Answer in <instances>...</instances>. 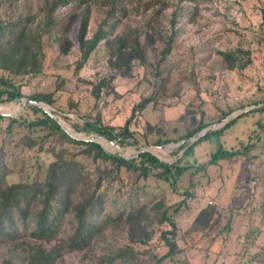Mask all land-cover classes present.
Masks as SVG:
<instances>
[{
	"label": "rangeland",
	"instance_id": "rangeland-1",
	"mask_svg": "<svg viewBox=\"0 0 264 264\" xmlns=\"http://www.w3.org/2000/svg\"><path fill=\"white\" fill-rule=\"evenodd\" d=\"M50 2L0 0V77L9 80L22 94L19 104H0V111L14 114L0 118V184L4 187L24 183L43 190L45 172L57 154L65 150L63 156L70 160L83 148L61 143L57 135L40 128L16 123L9 129L8 118L21 114L29 104L21 109L22 106L35 94L51 95L53 105L43 103V108L51 113L62 112L70 121L89 118L100 120L105 126L120 127L131 118L129 128L137 145H127L120 152L104 139L96 143L131 160L148 148L161 161L176 164L184 171L177 182L178 191L174 192L168 183L153 176L141 177L134 170H117L110 161L78 155L73 160L78 163L82 179L68 196L70 212L61 219L58 234L50 243L28 238L44 200L42 193L32 191L20 204L28 212L25 225L15 211L16 228L28 236L24 241L46 250L61 247L62 255L55 264H228L234 254L243 257L249 242L243 239V211L247 206L251 208L257 194L264 195V114L240 118L223 134L203 140L193 155L184 156L180 151L184 144L192 142L176 141L200 122L218 129L227 117L261 106L264 0H132L126 5L125 15L118 12L115 17L92 5L88 39L104 20L102 29L107 32V40L133 31L140 33L143 61L133 60L125 75L111 67V52L105 41L80 65L78 22L69 26V17L85 7L72 4L56 9L48 27ZM172 20L176 21L174 27ZM143 32L153 35V45L146 44ZM171 36V50L163 55ZM64 38L70 43L66 53L60 50ZM13 47L21 54L35 55L25 71L14 69L18 74L6 68L4 60ZM220 52L230 54L231 59H224ZM145 100L147 103L140 108ZM26 112V117L35 119L34 114ZM55 117L74 132L59 113ZM77 134L80 138L100 137ZM158 140L169 143L156 146ZM247 145L252 146L250 150L236 159L203 168L210 154L220 147L243 151ZM99 174L100 207L85 220L100 230L88 247L69 251L68 239L77 226L72 208L94 189ZM249 200L250 205H246ZM160 202L163 206L158 210ZM208 204L216 209L213 218L217 217V221L211 228L187 234ZM62 206L61 200L53 201L51 212ZM165 208L179 231L175 238L177 249L173 256L158 261L168 252L161 239L167 227L159 221ZM140 209L144 214L142 224L150 233L144 244L130 242L126 222L128 212ZM235 212H239L240 223L231 233L229 223ZM237 261L232 264H241ZM6 262L27 264V255L14 244H0V264Z\"/></svg>",
	"mask_w": 264,
	"mask_h": 264
},
{
	"label": "trees",
	"instance_id": "trees-1",
	"mask_svg": "<svg viewBox=\"0 0 264 264\" xmlns=\"http://www.w3.org/2000/svg\"><path fill=\"white\" fill-rule=\"evenodd\" d=\"M131 1L132 0H51L50 7L47 12L49 18L46 22V26L50 27L52 25L50 16L60 7L72 4L78 8L82 6L85 7L81 13L71 14L69 17V26L70 24L72 25L73 23L78 22L77 40L81 53L80 65L89 58L90 54L95 50L101 41H105L106 47L109 52H111V67L114 70H118L120 75H125L124 72L131 69V62L133 60L139 59L143 61L144 50L139 38L140 33L133 31L131 34L120 35L107 40V32L102 29V25L106 24V21L104 20L93 37L88 39L87 28L89 22V8L92 5H96L100 7V9H105L106 14L109 17H115L118 12L125 15L127 12L126 5ZM175 23L176 21L172 20L171 26L174 27ZM65 30H67V28ZM143 33L145 35L146 44L148 46L153 45V35L147 34V32ZM171 43L172 36L168 38L166 46L162 51L163 55L170 52ZM69 47V41L64 38L60 43L61 52L66 53L69 50ZM219 55L226 60L231 59L230 54L220 52ZM32 58H35V55L32 53L23 52L21 54L15 47H13V50L9 53V55H6L4 60L8 65L6 68H11L13 73L18 74V72L14 69L17 68V70L22 71L27 65H29V61L32 60ZM101 84L104 85V80H102ZM98 92L99 90H97L96 97H98ZM21 98L22 94L20 90L9 80L0 77V104H19ZM28 100H31V102H42L48 105H53L51 95L35 94L29 97ZM146 103L147 100L142 102V104H140V108L144 107ZM260 104V107L238 116L222 127L203 136L200 140H197L192 144L187 142L181 147L180 151H183L184 156L193 155L195 147H197L203 140L211 136H219L223 134V132L234 125L240 118L249 114H264V101L260 102ZM256 105H258V103ZM26 111H30L34 114L36 116L35 119H29L26 117ZM58 113L63 120L70 124L71 129L75 133H82L85 136L92 134L104 137L117 143L121 148H124L127 145L135 146L138 144L133 132H131L129 128L131 118L128 119L123 126L113 127L103 125L100 120H92L89 118H82L79 121H70L69 117L58 111H55L52 114L58 116ZM0 118L3 117L0 116ZM8 120L9 129H11L16 123L31 129L40 128L44 131H48L51 135H57L61 143H71L83 147L76 153L72 154V159L70 160H67L63 156V152H65V150H61V152L57 154L56 160L49 164L45 172L44 181L42 183L43 190H38V185L30 186L24 183L11 184L4 187L0 184V244H14L16 248H19L23 253H26L27 264H55L61 257L62 251L60 249L61 247H52L51 249L46 250L40 246H31L28 242L26 243L24 239L27 235L25 232H20L16 228L15 211L19 214L18 218L21 219V223L25 225L28 218V212L21 208L20 204L22 200L27 199L32 191L42 193L44 195L43 207L36 213L35 228L29 234V237H27L38 242L50 243L58 234L61 219L66 213L70 212V202L68 200V196L72 191H74L75 187H77L82 179L78 170V163L73 160L78 155L91 157L94 161H110L115 165L117 170L121 168L134 170L138 173V176L141 177L153 176L156 179L168 183L171 190L174 192L178 191L177 182L183 174L184 169L176 164L163 162L150 152H140L135 160H131L123 158L118 152L111 153L106 151L96 142L74 139L62 128L61 124L54 120L45 111L33 104H29L17 117L8 118ZM206 128H208V125L200 122L195 128L189 130L186 134L181 136L176 143L184 139L189 140ZM168 143L169 140H158L155 145L163 146ZM251 147L252 146L247 145L244 147L243 151L238 148L226 149L220 147L216 152L210 154V158L203 165V168L210 165H216L222 160H234L238 155L248 152ZM101 185L102 179L101 174H99L96 178L94 189L91 192L89 191L90 193L87 191V196L84 197L81 202L73 206L72 211L75 213L77 226L73 234L68 239L69 242L66 246L67 250L82 251L90 245L92 239L100 230L96 225L86 222L85 218L94 213V211L100 207L101 199L98 191ZM83 190L86 191V188H83ZM187 193L189 194V192ZM57 199L61 200L63 206L62 208L51 212V203ZM162 206L163 204L160 202L156 207L160 210L162 209ZM168 211V208H165L159 218V221L166 224L167 227V230L161 233V239L164 241L165 246L168 247V252L158 261H162L166 257L169 258L173 256L177 249L175 238L177 237L179 231L171 217L168 215ZM214 213H217L216 209L212 204H208L198 213L188 228L187 234H194L211 228V225H214L217 221V217L215 219L213 218ZM142 215L144 216L143 209L130 211L126 215V222L129 225L130 242L144 244L150 237V233L146 230L145 225L142 224ZM21 239L22 241H20ZM6 264L11 263L6 262Z\"/></svg>",
	"mask_w": 264,
	"mask_h": 264
},
{
	"label": "crops",
	"instance_id": "crops-1",
	"mask_svg": "<svg viewBox=\"0 0 264 264\" xmlns=\"http://www.w3.org/2000/svg\"><path fill=\"white\" fill-rule=\"evenodd\" d=\"M262 156V155H261ZM261 156L258 159H261ZM252 183V182H251ZM254 183V182H253ZM257 196V197H256ZM254 203L251 204V208H245L243 211L244 219L242 220L244 229V240L249 239V242L245 245V254L242 256L229 257L228 264L238 263L241 264H264V195L257 194ZM259 197V199H257ZM257 199V200H256ZM251 200L246 202V205H250ZM239 212L233 214L234 218L230 219L229 232H236L237 225H239ZM233 257V258H232ZM232 259V260H231ZM222 262V260H221Z\"/></svg>",
	"mask_w": 264,
	"mask_h": 264
},
{
	"label": "water",
	"instance_id": "water-1",
	"mask_svg": "<svg viewBox=\"0 0 264 264\" xmlns=\"http://www.w3.org/2000/svg\"><path fill=\"white\" fill-rule=\"evenodd\" d=\"M28 104H33V105H35V106H37V107H39L40 109H42L43 111H45L47 114H49L54 120H56L59 124H60V122L56 119V117H55V115H53L50 111H48V110H46V109H44L43 108V103H41V102H31V101H28L27 103H25L23 106H22V108L21 109H23L26 105H28ZM1 108V107H0ZM252 108H249V109H246L245 111H243L242 113H240V114H235V115H233V116H229V117H227L225 120H224V124L223 125H225L226 123H228L229 121H231V120H233V119H235V118H237L238 116H240V115H242V114H244V113H246V112H248V111H250ZM0 116H7V117H12V116H14V114H10V113H5V112H0ZM223 125H220L218 128H220V127H222ZM62 126V125H61ZM62 128L72 137V138H74V139H77V140H80V141H87V142H98V140L101 138V139H104V140H106V141H108L110 144H112L113 146H115L120 152H121V150H122V148L117 144V143H115V142H113V141H111V140H109V139H107V138H104V137H94V138H80L79 136H78V134L77 133H75V132H70V130L67 128V127H64V126H62ZM217 128H215V127H208V128H206V129H204V130H202L200 133H198L197 135H195L194 137H192V138H190L188 141H190V142H195V141H197V140H200L203 136H205V135H207L208 133H210L211 131H213V130H216ZM182 143H184V141H182V142H180L177 146H180ZM166 148H169V146H166ZM148 148H146L145 150H143V151H140V152H148V150H147ZM139 152V153H140ZM123 157V156H122ZM123 158H125V157H123Z\"/></svg>",
	"mask_w": 264,
	"mask_h": 264
},
{
	"label": "bare ground",
	"instance_id": "bare-ground-1",
	"mask_svg": "<svg viewBox=\"0 0 264 264\" xmlns=\"http://www.w3.org/2000/svg\"><path fill=\"white\" fill-rule=\"evenodd\" d=\"M11 107V106H10ZM0 112H3V111H0Z\"/></svg>",
	"mask_w": 264,
	"mask_h": 264
}]
</instances>
